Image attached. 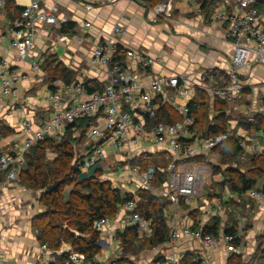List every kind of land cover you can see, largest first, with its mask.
Returning a JSON list of instances; mask_svg holds the SVG:
<instances>
[{
	"label": "built area",
	"instance_id": "2783aa9c",
	"mask_svg": "<svg viewBox=\"0 0 264 264\" xmlns=\"http://www.w3.org/2000/svg\"><path fill=\"white\" fill-rule=\"evenodd\" d=\"M117 0H79V4L86 9L93 4H112ZM204 1V0H201ZM264 0H220L223 10L215 12V19L225 25V37L232 40V52L226 68L227 82L221 86H207L208 75L202 72L200 82L194 83L200 89L208 92L211 98L226 103H235L242 99L245 85L242 77L248 75L254 66L264 68V20L257 5ZM6 0H0V10ZM78 2V1H77ZM202 3V2H201ZM150 10L153 23H169L173 14V0H153V3L143 2ZM226 7L230 9L227 10ZM59 19L54 5L42 8L38 0H32L23 5L18 17L10 22L8 29L0 33V41L7 38L8 45L15 60H23L33 47L37 31L41 25H57ZM173 24V23H172ZM85 27L91 23L85 22ZM123 33L120 24L112 27L111 34H107L97 41L90 57L91 64H98L106 68L105 82L101 91L88 93L85 87L86 72L82 71L77 78L65 83L55 80L53 91L49 94L53 110L39 126L33 127L30 120L22 119L18 123L19 132L23 139L14 150L0 153V178L4 174L6 181L16 180L18 173L25 165L26 153L45 139H59L66 135L71 127L72 138L80 136V128L76 123L84 119H93L86 132L83 145L88 149L81 153L73 166L78 172L89 170L97 162L101 163V179L114 180L116 173L126 172L134 178L142 190L158 197H165L167 206L164 215L168 227L166 243L168 252L151 264H181L184 255L174 252L179 242H197L198 249L188 250L193 264H212L210 255L221 251L227 257L243 253L240 242L242 229L237 234L226 232L221 218L225 213V200L234 197L227 187L223 196L213 194L207 202L198 204V199L204 201L207 197L206 178L212 176V168L207 160H196L198 156L207 159L208 154L218 157L213 149L229 137L237 138L240 148L239 160L246 161L250 157L261 153L256 134L244 138L227 128L226 131L214 136H199L190 128L194 124V117L188 107L191 99L189 84L191 77L185 74L155 75L147 84L139 85L135 77L128 73L125 65L114 60L117 55V45L114 35ZM64 37H60L63 39ZM87 38L78 35V41ZM126 58H135L143 66L151 65L162 56L143 57L140 52L123 49ZM9 63L0 59V67L7 69ZM33 70L38 64L32 62ZM21 75L10 72L9 76H0V108L5 101L16 95ZM193 83V82H192ZM172 105L181 116L180 120L164 122L155 121L157 112L162 104ZM243 120L253 123L250 108L247 109ZM144 141L150 142L158 152H161L168 162L167 176L162 188L155 183L157 171L153 164L141 166L138 162L144 159L140 151ZM117 155L122 159L118 161ZM145 158L147 156L145 155ZM97 171V172H98ZM216 181L221 183L224 177L216 174ZM209 181V184L213 183ZM5 183L0 180V189ZM247 200L246 211L236 219L238 226H244V218L254 207L264 205V189H249L244 194ZM228 198V199H227ZM140 196L131 195L121 203L119 210L124 213L128 224L136 228L137 239L149 238L153 232V221L139 212ZM185 208L201 211L195 222L186 225L183 221ZM111 218H100L95 222L99 231L96 241L100 253L90 262H85L82 255L67 250L50 249L46 244H39V263L48 264L56 261V256L64 251L69 253L67 262L71 264H117L118 256L123 252L120 242L112 250L109 249L111 239H117L114 231H109ZM264 223V219L262 220ZM211 227H208L209 223ZM215 232H207L205 228H212ZM260 243L256 245L251 258L243 264H260L264 256V229L259 233ZM111 238V239H110ZM112 252V254H110Z\"/></svg>",
	"mask_w": 264,
	"mask_h": 264
},
{
	"label": "crops",
	"instance_id": "0c3cea01",
	"mask_svg": "<svg viewBox=\"0 0 264 264\" xmlns=\"http://www.w3.org/2000/svg\"><path fill=\"white\" fill-rule=\"evenodd\" d=\"M30 1L32 0H10L9 4L6 0L0 10V33L5 32L12 19L19 16L20 11L14 7H23ZM38 1L42 8L55 6L59 19L58 24L39 27L35 43L23 60L13 58L7 38L0 41V59H6L10 65L7 69L0 67V76L7 77L10 72L22 76L16 95L9 97L0 108V122L13 130L11 135L0 139V149L5 148L2 151H12L22 141L23 136L18 127L20 120H30L33 127H37L51 114L54 106L49 99V94L53 91L52 83L55 80L51 82L46 72V63L50 56L56 57L57 62H61L78 74L84 71L87 78L104 84L106 68L98 64H91L89 61L96 42L103 39L105 35L111 34L115 24H120L123 29L122 34L114 35L117 46L140 52L143 57L162 56L161 59L155 60L148 66H143L135 58L125 57L121 61L128 73L136 78L139 85L147 84L155 75L185 74L190 76L193 82L189 84L191 92L189 103L196 101L202 92L204 101L207 102L208 117L211 119L213 115L220 112L215 110V99L211 98L207 91L194 84L200 82L199 75L202 72H206L208 75L205 82L207 86H221L227 82L226 68L232 52V40L225 37L226 26L214 18L217 10L224 9L220 0H173V14L169 23H153L149 20L150 10L143 5V2L153 3V0H117L112 4H93L89 9L78 4L77 0ZM62 6L67 13L65 17L58 10ZM257 8L264 20V1L258 3ZM67 21L75 23L72 34L58 31L61 23ZM85 22L91 23V26L85 27L83 25ZM78 35H83L87 39L80 42L77 40ZM60 37L64 38L60 39ZM32 62L38 64L37 70H33ZM241 79L245 85L242 99L235 103H226L222 112L229 117L228 128L233 129L238 136L248 138L251 137L250 135L256 134L260 150L264 152V133L261 130H247L239 122L243 119L248 108H250L252 116L255 114L264 116V68L254 66L250 73ZM162 106L167 107L168 112L163 111V115L170 116V120L181 119L172 105L166 103ZM81 122L83 129L80 130L79 138L82 137V140L78 144L76 141L79 139H73L72 143V145L78 144L75 146L80 154L87 150L82 144L84 141L83 131L90 123L86 120ZM143 145L140 153L144 154V159L138 163L141 166L146 163L153 164L158 170L157 172L164 175L162 176L164 180L158 185L159 188H162L168 173V162L150 142L144 141ZM204 156H198L195 159L207 160L212 168L211 175L214 176V182L209 184V181L213 179L211 176L206 178L208 184L205 194L207 197L204 201L198 199L199 205L207 202L213 194L219 196L226 194L225 189L221 190L220 183L216 181V174L213 173V167L219 164V157L208 154L206 159ZM116 159L120 161L122 156L117 155ZM238 168L244 170L242 166H238ZM0 180L5 183L4 187L0 189V264H40L39 243L36 240V231L32 228V220L43 211V206L39 202L41 191L27 188L20 183L18 178L6 181L4 174ZM110 181L129 195L139 196L142 190L136 180L130 178L126 172L114 176V180ZM233 195V198L225 200V213L221 218L225 229L234 224L242 209V212L246 210L247 200L244 195L238 196L235 193ZM200 213L198 208L195 210L185 208L184 223L191 225ZM263 219L264 205L254 207L253 211L246 215L244 226H238L236 223L237 229H242L240 242L244 250L242 254L237 255L242 263L251 258L256 245L261 242L258 235L264 229ZM212 223H209L208 227H211ZM129 227L131 226L124 217V213L119 210L111 217L107 229L114 231L117 238L120 232ZM108 242L109 249L112 250L117 246L119 240L118 238L111 239ZM69 247H71L69 244L63 243L60 248L67 250ZM167 247L165 241L155 246L145 247L136 256L123 255L122 252L117 257V264H151L166 255ZM191 249H198L197 242H179L174 247V252L182 256H191L186 253ZM233 259L234 256L227 259L221 251L213 252L210 255L212 264H232ZM260 262V264H264V256ZM92 264L100 263L93 261Z\"/></svg>",
	"mask_w": 264,
	"mask_h": 264
},
{
	"label": "trees",
	"instance_id": "16d2710c",
	"mask_svg": "<svg viewBox=\"0 0 264 264\" xmlns=\"http://www.w3.org/2000/svg\"><path fill=\"white\" fill-rule=\"evenodd\" d=\"M7 2L10 4V0ZM14 8L22 10V7ZM74 27V22L67 21L61 23L58 31L72 34ZM124 59L123 49L117 46V55L114 60L123 61ZM46 65V72L51 82L61 79L65 83H70L77 78L78 72L57 62V58L54 56L47 59ZM85 87L88 93L103 89L101 83L91 78H86ZM204 100V93L201 92L196 101H191L188 104L190 114L195 120L190 130L205 137L226 131L230 124L229 117L222 112L226 102L214 100L215 110L220 112L210 119L206 111L207 102ZM163 111L168 112L166 106L160 108L153 123L175 121L170 120V116L163 115ZM84 120L90 123L86 125L83 137L86 136L89 127L94 124L93 119ZM81 121H78L76 126L83 129ZM239 122L247 130H261L264 133V116L262 114H255L252 124L246 123L243 119ZM72 126L68 127L67 134L61 138L42 140L30 149L25 155V167L18 173L17 178L27 188L41 191L39 202L43 206V211L32 220V228L36 231L37 242L46 244L52 250H58L63 243H67L74 253L82 255L85 262H90L100 253L96 244L100 234L95 228V222L100 218L113 217L119 211L121 203L129 199L131 195L122 192L109 179H100V171L97 172L96 179L77 183L76 178L79 172L74 169L73 164L80 153L75 145L79 144L82 137L72 138ZM12 132L13 130L9 126L0 122V139L11 135ZM73 139H79L76 141L78 144L72 145ZM213 151L219 157V164L213 167V173H221L224 177L220 183L221 190L227 187L231 193L243 196L249 189H264V152L248 158L245 162L240 161V148L235 137L227 138ZM234 164L236 165L233 166ZM240 164L244 170L238 168ZM162 176H164L162 173L157 172L155 181L157 185H160L164 180ZM55 180H62V182L52 191H47V186ZM70 185H74V188L70 193L69 200L66 201L62 192L65 186ZM139 196V212L152 219L153 232L149 238L142 240L137 239L135 227H129L120 232L117 238L123 248V255L136 256L145 247L161 244L167 239L168 227L163 212L168 203L166 198L155 196L144 190L140 191ZM242 210L240 215L246 211L242 212ZM236 223L235 220L232 226L226 228V232L237 234ZM216 227L217 224L212 228H205V231L215 232ZM68 259L69 253L64 251L56 256L54 263L48 264H71L67 262ZM231 262L232 264H243L237 256H234ZM181 264H193L192 256H185Z\"/></svg>",
	"mask_w": 264,
	"mask_h": 264
},
{
	"label": "water",
	"instance_id": "95a60500",
	"mask_svg": "<svg viewBox=\"0 0 264 264\" xmlns=\"http://www.w3.org/2000/svg\"><path fill=\"white\" fill-rule=\"evenodd\" d=\"M100 168H101V163L97 162L89 170L79 172L77 174V178H76L77 183H82L85 180L96 179L97 178V175H96L97 174V171L100 170ZM61 182H62V180H55V181H53L50 185L47 186L46 190L47 191H52ZM73 188H74V185H70V186H65L64 187L63 192H62V195H63V197H64V199L66 201L69 200L70 193L73 190Z\"/></svg>",
	"mask_w": 264,
	"mask_h": 264
},
{
	"label": "rangeland",
	"instance_id": "374dc122",
	"mask_svg": "<svg viewBox=\"0 0 264 264\" xmlns=\"http://www.w3.org/2000/svg\"><path fill=\"white\" fill-rule=\"evenodd\" d=\"M78 1V4H79V0H77ZM80 6V5H79ZM58 10H60L61 12H62V14H63V16L65 17V16H67V13H66V10L64 9V7L62 6L60 9L58 8ZM199 48H201V47H199ZM202 49V48H201ZM79 71H81V70H79ZM5 148H2V149H0V151L1 152H5V151H2V150H4ZM243 162H245V161H243ZM240 166H242L241 164H240ZM244 168V167H243ZM118 174L119 173H116L114 176H118ZM262 183V182H261ZM115 186H116V184H114ZM260 187V186H259Z\"/></svg>",
	"mask_w": 264,
	"mask_h": 264
},
{
	"label": "bare ground",
	"instance_id": "6f19581e",
	"mask_svg": "<svg viewBox=\"0 0 264 264\" xmlns=\"http://www.w3.org/2000/svg\"><path fill=\"white\" fill-rule=\"evenodd\" d=\"M231 104V103H230Z\"/></svg>",
	"mask_w": 264,
	"mask_h": 264
}]
</instances>
